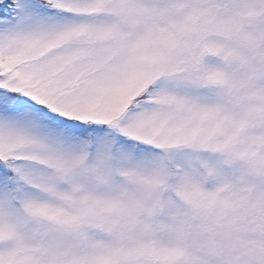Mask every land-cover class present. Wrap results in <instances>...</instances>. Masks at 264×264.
I'll use <instances>...</instances> for the list:
<instances>
[{
    "label": "snow or ice",
    "instance_id": "6c2138e0",
    "mask_svg": "<svg viewBox=\"0 0 264 264\" xmlns=\"http://www.w3.org/2000/svg\"><path fill=\"white\" fill-rule=\"evenodd\" d=\"M0 264H264V0H0Z\"/></svg>",
    "mask_w": 264,
    "mask_h": 264
}]
</instances>
